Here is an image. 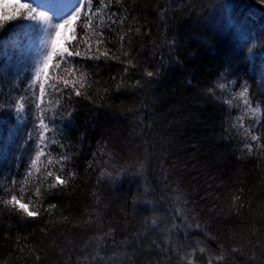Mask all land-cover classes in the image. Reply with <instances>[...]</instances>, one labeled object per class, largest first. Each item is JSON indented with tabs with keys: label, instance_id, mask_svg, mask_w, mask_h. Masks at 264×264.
Segmentation results:
<instances>
[{
	"label": "trees",
	"instance_id": "16d2710c",
	"mask_svg": "<svg viewBox=\"0 0 264 264\" xmlns=\"http://www.w3.org/2000/svg\"><path fill=\"white\" fill-rule=\"evenodd\" d=\"M94 3L99 7V0ZM113 13L117 15L109 20ZM7 23L0 27V36L7 31ZM102 23L106 25L103 31L110 41L106 46L118 55L120 35H125L123 51L136 64L135 69L123 76L128 84H135L137 80L143 83L145 69L159 75L143 90L117 91L116 83L121 80L124 65L77 59V66L82 64L91 81L99 83L88 89L95 103L76 98L67 105L72 110L70 121L60 118L57 97L49 84L50 94L44 97L43 109L50 120H55L54 125L49 123L55 132L47 135L50 140L65 143V151L73 154L71 170L77 176L66 193L45 198V206L56 203L58 207L35 221L0 205V264H77L78 256L83 257L86 252L94 254L89 238L107 232L109 227L115 229L116 245L111 244L113 237L107 238L100 255L112 257L113 251L119 255L108 264H144L143 255L138 254V249L134 251V235L144 232L141 225L145 218L149 222L153 218L159 220L170 207L163 202L158 205L159 211L153 212L157 205L144 203L157 201L162 194L170 195L164 192L162 170L173 181L172 187L179 186L185 194L189 200L187 207L194 210L196 219L190 217L186 224L198 221L209 233L206 237L203 232L181 224L190 236L187 251L192 247L206 248L203 254L197 251V264H206L209 255L219 254L218 242L212 236L225 244L229 254L220 264H233L231 249L241 246L246 255L237 256L238 264L245 261L262 264L264 155L259 150L249 154L244 147V129L252 130L255 125V134L264 144V4L260 0H120L116 4L113 0L103 15L95 17V29L86 27L83 19L73 26L75 39L69 41V49L82 55L89 46L95 50L94 32L100 30L98 26ZM167 41L173 42L171 51ZM55 64L56 60L52 62L50 77L58 76ZM71 67L72 62L63 63L59 75L66 76L65 69ZM12 77L0 75V104L4 105L0 108V117H8L9 121L15 99L22 94L31 95L28 87L22 84L15 87ZM19 80L24 81L21 77ZM234 80L238 83L233 86L230 82ZM244 81L255 99L262 102L261 120L257 122L249 115L238 125L232 117L241 115L240 110L229 109L224 101ZM219 83L228 87L219 89L216 87ZM104 88L110 91L105 99L99 100L97 90ZM209 88L214 89L219 100L208 93ZM9 101L12 107H8ZM39 112L34 104L23 112L25 119L21 128L5 147L7 152L0 155V184L12 174L18 173L22 178L24 168H17V164L27 163L34 154V142L26 144L25 141L27 132L37 123L35 116ZM6 132L4 128L0 136ZM98 144L106 145L113 155L101 154L107 165L102 162L89 169L88 161ZM53 148L59 151L58 147ZM145 153L150 167L143 175L134 176L130 172L127 176L121 175L117 183L109 179L125 165L138 168V161L144 159ZM101 171L105 175L97 186ZM241 190L242 218L234 210L229 215L232 196L241 195ZM96 191L102 199V204L97 206L101 213L99 223L103 226L100 231L96 224L90 230L84 225L88 219L85 209L95 205L92 193ZM176 222L179 224L180 220ZM152 238L143 240L145 247ZM179 238L184 240V231L179 233ZM86 242L93 246L85 250ZM22 248L25 250L21 251ZM35 255H40L41 260L37 262ZM171 255L172 264H176L179 257ZM159 259L162 264H168V256L161 255ZM182 264H187V259Z\"/></svg>",
	"mask_w": 264,
	"mask_h": 264
},
{
	"label": "snow or ice",
	"instance_id": "6c2138e0",
	"mask_svg": "<svg viewBox=\"0 0 264 264\" xmlns=\"http://www.w3.org/2000/svg\"><path fill=\"white\" fill-rule=\"evenodd\" d=\"M264 4V0H260ZM45 0H42L41 5L33 8L31 5L26 3H18L13 5L17 14L22 11L31 9L30 18H41L48 19V14L45 11L40 10L43 7ZM113 3V0H99V7L95 6L94 0H79V4L75 11L71 15L67 16L61 22L54 25V33L51 35L50 48L47 54L43 56L42 62H38L33 70L32 79L29 82L31 87L30 97L25 95H20L19 98L15 99V110L17 113L29 111L31 106L34 104L37 109H40L38 115L35 116L37 123H34L33 128L27 132L26 144L34 142V154L29 156V160L24 164H17V168L23 167L24 173L22 178L19 174H12L6 178L5 182L0 184V205L5 208L15 211L18 214H22L23 218L30 220H37L45 213H51L52 210L57 209L58 205L56 203H47L45 206L44 200L47 196H59L66 193L70 187H72L73 181L77 176V173L71 170V165L73 163V154L71 152L65 151L66 145L59 139H49L48 133L55 132V128H50L49 123L55 124V120H50L44 109V97L48 92L49 84H51L53 92L56 94L55 103L59 105L57 109L60 118L64 121H70L72 116V110L67 108L74 99L84 98L96 102L92 96L88 95V89L94 84L99 83L97 81H91L90 75L83 71V65L76 64L77 59L80 61H100L103 60L105 63L109 61H115L119 64L124 65L123 73L121 74V80L116 83V90H127L136 89L143 90L148 84L152 82V78L159 75L158 72L149 71L145 69L143 73V83L141 80H137L135 84H128L126 80L123 79L124 74L129 73L132 69L136 68L134 64V58L130 57L129 54L123 51L125 44V35H120L121 49L118 50L120 54L113 52L111 48L106 46L109 43V38L104 34L103 29L106 27L105 24L99 25V31L94 32L96 40L95 50L89 46L85 54H81L80 51H72L67 46L69 43L68 39L64 40V46H59L58 41L61 37V30L68 27L73 29V26L81 19L85 21L86 27L96 28L95 17L103 15L105 10ZM116 4L120 3V0H115ZM95 7V11L93 8ZM87 9V12H85ZM113 13L112 16L108 17L112 20V17L116 16ZM15 19V16L8 15L0 17V27L8 20ZM114 24L116 21H112ZM74 30V29H73ZM114 30V29H109ZM72 39H75L73 36ZM86 44L90 45L89 41H85ZM169 50L171 51L173 42L167 41ZM103 49V50H101ZM123 57V58H122ZM56 60L54 65L57 68V77H50L52 62ZM72 62L73 67L65 69L67 75H59V69L62 67L63 63ZM223 75V74H221ZM112 80H116V77H112ZM231 85H236L237 81H231ZM219 89H226L228 86L219 83L216 85ZM38 89V91H37ZM27 91V89L25 90ZM98 91V99L103 100L109 93V88H104L102 91ZM208 93L213 96L214 99L219 100L220 97L215 94L213 88H209ZM28 101L26 104L25 101ZM236 101V103H233ZM228 105L229 109L235 107L240 110L241 115L234 116L232 119L236 121V124L242 125L244 123V117L251 115L255 117L257 122L261 120V110L262 102L256 100L254 94L250 91L247 81H244L239 85L238 90L232 91L231 98L224 101ZM12 102L9 101L8 107H12ZM4 107L0 104V108ZM64 109L66 111H60ZM236 126V125H233ZM255 125L252 126V130L245 128V144L244 147L247 149L249 154H252L254 150H259L260 155H264V144H261V137L255 134ZM53 146L59 148V151H55ZM101 154H106L109 157L113 153L107 151L106 145L98 144L97 151L92 154V159L88 161V168L94 169L98 164L103 162V156ZM100 155V159L97 156ZM19 159V158H18ZM107 165V162H103ZM139 167L135 168L133 166L130 168L125 165L117 170L116 175L109 176V179L113 183L119 182V177L121 175L127 176L130 172L134 176L143 175L148 167H150L149 156L145 153L144 159L138 161ZM134 168V170H133ZM105 173L101 171L100 176L97 177V186L101 183L102 177ZM162 182L164 185V192L170 195H161L157 201H145L146 204H155L157 207H153L152 211H159L158 205L163 202L169 203L170 207L166 210L165 215L159 220L156 218L151 219V222L145 218L143 224L144 232L134 235V240L136 243V251L138 249V254L143 255L144 264H162L159 257L165 255L169 257L168 264H172V255L176 254L179 259L176 264H182V262L187 259V264H197L199 258L196 256L197 251L201 254L206 252L204 247H192L191 251L186 249L189 247L187 241L190 240L188 232L181 228V224H185L191 217L193 220L196 219L194 215V210L187 207L189 200L185 198V194L180 191L179 186L176 188L172 187L173 181L168 174H164L162 170ZM19 188L17 189V186ZM46 186V187H45ZM146 191H148L146 189ZM27 193V194H26ZM92 196L95 198V205L91 206V209H85L84 214L88 216V219L84 221V225L90 230L93 224H96L98 231L102 229V224L99 223V218L101 213L97 211V206L102 204V199L98 191L93 192ZM195 203V201H192ZM135 203V201H134ZM178 205V206H177ZM244 208V202L242 201V190L241 195L234 194L232 196V204L229 207V215L232 211H235L237 217H243L242 209ZM95 213V216L93 215ZM65 220L68 218L65 217ZM180 220L178 224L176 221ZM53 223V221H49ZM79 226V225H77ZM205 225L200 222L187 223V229H194L196 231L203 232L204 236H209V233L205 231ZM115 229L109 227L107 232H102L101 235H93L89 238L93 242L94 254L87 253L83 257H77V264H108L109 261L113 260V257L119 255V253L113 251L112 257H103L100 255L101 246L104 244L105 240L109 237H113L111 244L116 245L114 239ZM184 231V240H180L179 233ZM149 236L154 238L151 239L147 247L144 246L143 240L148 239ZM163 238L162 241L160 238ZM175 237V238H174ZM19 239V238H18ZM211 239L218 242L220 252L218 255H209L206 264H220L226 259L225 244L219 242V238L212 236ZM160 241V242H158ZM128 241H124L127 243ZM199 241H197V244ZM161 244L165 246H161ZM89 245L87 242L85 244V250L87 247L93 246ZM30 254L32 249L29 246H25ZM25 249H21L24 251ZM246 253L243 251V247H233L231 249V260L233 264H238L237 256H244ZM155 257V259H153ZM131 259V257H129ZM35 260L38 262L41 260L40 255H35ZM134 264V262H133ZM247 264V261H245ZM264 264V262H262Z\"/></svg>",
	"mask_w": 264,
	"mask_h": 264
},
{
	"label": "rangeland",
	"instance_id": "374dc122",
	"mask_svg": "<svg viewBox=\"0 0 264 264\" xmlns=\"http://www.w3.org/2000/svg\"><path fill=\"white\" fill-rule=\"evenodd\" d=\"M18 3H26L35 8L42 4V0H0V17L15 16V19L7 21L9 22L7 31L0 36V75H13L11 81L15 87L22 84L24 88L31 89L29 82L33 70L38 62H42L43 56L50 48L51 35L55 31L54 25L71 15L79 0H45L40 10L47 12L48 19L30 18L31 9L17 14L13 5ZM72 35L73 29L66 27L61 30L58 45L64 46V40H72ZM19 77L24 81L20 82ZM11 115V120L13 119L11 124L8 117H0V135L4 128L7 131L4 136H0V155L7 152L5 147L14 140L15 133L25 119V114L17 113L15 108Z\"/></svg>",
	"mask_w": 264,
	"mask_h": 264
}]
</instances>
